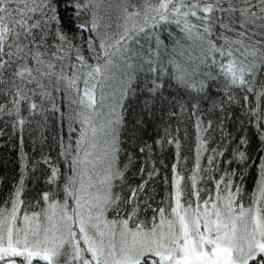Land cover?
Masks as SVG:
<instances>
[{
  "label": "snow or ice",
  "instance_id": "snow-or-ice-1",
  "mask_svg": "<svg viewBox=\"0 0 264 264\" xmlns=\"http://www.w3.org/2000/svg\"><path fill=\"white\" fill-rule=\"evenodd\" d=\"M0 264H264V0H0Z\"/></svg>",
  "mask_w": 264,
  "mask_h": 264
}]
</instances>
